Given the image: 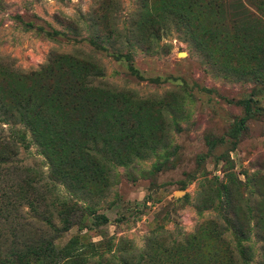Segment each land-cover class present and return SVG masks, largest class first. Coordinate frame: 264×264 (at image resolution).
<instances>
[{
	"label": "rangeland",
	"instance_id": "374dc122",
	"mask_svg": "<svg viewBox=\"0 0 264 264\" xmlns=\"http://www.w3.org/2000/svg\"><path fill=\"white\" fill-rule=\"evenodd\" d=\"M143 6L162 31L151 51ZM91 37L125 63L80 42ZM57 54L96 62L104 72L97 84L144 102L125 103V120L133 110L145 118L139 145H167L160 157L115 164L108 181L95 180L92 206L109 222L90 217L63 234L61 247L75 237L85 244L67 264H84L90 243L114 264H244L235 258L242 245L254 246L252 264H264V0H0V63L31 71ZM25 138L19 165L49 183L46 158ZM118 150L131 148L125 141ZM26 223L30 241L44 224L29 215Z\"/></svg>",
	"mask_w": 264,
	"mask_h": 264
},
{
	"label": "trees",
	"instance_id": "16d2710c",
	"mask_svg": "<svg viewBox=\"0 0 264 264\" xmlns=\"http://www.w3.org/2000/svg\"><path fill=\"white\" fill-rule=\"evenodd\" d=\"M170 14L176 15L174 19L179 23L187 24L179 11ZM140 15L146 31L144 47L151 51L162 38V31L146 6ZM49 35L71 41L61 33ZM80 42H87L118 62L125 63L127 59L94 37ZM128 67L133 76L140 78L135 66ZM228 73L257 77L260 71ZM103 74L96 62L73 54H57L45 66L31 71L0 63V264H67L81 255L79 250L85 244L76 237L63 247L57 241L72 228L84 225L87 218L91 217L97 226L109 222L92 206L95 180L103 177L108 181L117 165L125 167L135 159L144 160L150 154L158 156L159 151H166L167 145H139L136 138L144 137L140 130L145 118L133 110L128 111L130 119L125 120V103L144 102L97 84ZM164 105L161 107L172 106ZM27 133L47 160L49 183L43 182L42 174L35 169L19 165V147L26 146ZM125 141L131 148L128 155L118 150ZM209 145L216 148L218 144L211 141ZM58 187L64 188V193ZM24 208L29 210L26 214ZM28 215L44 226L40 233H34V238L24 241V231L30 227L26 223ZM89 245L92 252L84 264H114L112 259L104 258L105 253H94L95 244ZM239 253L237 260L241 258L244 264L254 262V246L242 245ZM99 256L102 261L93 262Z\"/></svg>",
	"mask_w": 264,
	"mask_h": 264
},
{
	"label": "water",
	"instance_id": "95a60500",
	"mask_svg": "<svg viewBox=\"0 0 264 264\" xmlns=\"http://www.w3.org/2000/svg\"><path fill=\"white\" fill-rule=\"evenodd\" d=\"M182 56H184L185 54L184 53H181ZM181 193H178V195H180Z\"/></svg>",
	"mask_w": 264,
	"mask_h": 264
}]
</instances>
